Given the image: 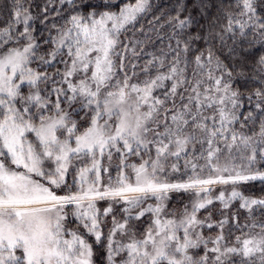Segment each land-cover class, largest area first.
Segmentation results:
<instances>
[{
    "label": "snow or ice",
    "instance_id": "1",
    "mask_svg": "<svg viewBox=\"0 0 264 264\" xmlns=\"http://www.w3.org/2000/svg\"><path fill=\"white\" fill-rule=\"evenodd\" d=\"M0 264H264V0H0Z\"/></svg>",
    "mask_w": 264,
    "mask_h": 264
},
{
    "label": "trees",
    "instance_id": "2",
    "mask_svg": "<svg viewBox=\"0 0 264 264\" xmlns=\"http://www.w3.org/2000/svg\"><path fill=\"white\" fill-rule=\"evenodd\" d=\"M258 190V189H257Z\"/></svg>",
    "mask_w": 264,
    "mask_h": 264
}]
</instances>
